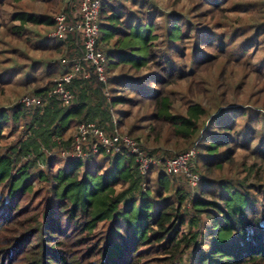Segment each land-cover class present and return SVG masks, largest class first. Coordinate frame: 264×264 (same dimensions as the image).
Here are the masks:
<instances>
[{"label": "trees", "instance_id": "trees-1", "mask_svg": "<svg viewBox=\"0 0 264 264\" xmlns=\"http://www.w3.org/2000/svg\"><path fill=\"white\" fill-rule=\"evenodd\" d=\"M42 1L47 11L40 10ZM189 1L186 13H178L159 9L153 0H100L97 45L105 54L107 81H99L92 66L82 62L89 76L72 78L68 88L73 98L67 104L52 93L53 77L42 86L29 87L37 61L0 71V89L10 84L8 71L15 68L17 74L24 72L18 84L25 89L15 103L0 105V143L5 128L14 131L24 119L20 138L4 152L0 146V264H178L191 245L198 251L186 264H264V187L241 181L234 186L231 181L210 177L214 170L235 161L238 148L248 145L241 138L242 131L235 130L236 118L245 112L236 114L235 109L240 108L221 106L232 101L227 93L231 91L234 97L249 78L243 70L238 79L233 77V64H237L233 56L264 39V11L258 10L257 21L246 27L216 32L210 20L225 17L231 8L228 0ZM4 4L14 9L10 36L16 41L25 39L27 47L63 53L57 71L59 75L69 71L81 56L78 36L68 33L51 38L46 32L37 39L27 25L51 30L54 14L62 10L70 16L78 2L62 6L59 0H0V6ZM259 4L264 7V2ZM257 5L242 6L258 9ZM161 16L162 21L156 22ZM161 28L165 31L162 50L154 42L161 37L157 32ZM190 38L194 41L186 56L184 42ZM188 64L191 68L187 69ZM215 65L216 84L195 82L197 71ZM145 67L148 71L143 74ZM262 67L264 58L249 70L250 75L264 79ZM182 80L188 82L190 97L184 113L179 114L173 112L176 96L170 87ZM208 84L216 91L224 86L214 115L202 100L212 90ZM197 95L202 96L196 100ZM23 96L37 97L39 102L26 105ZM133 106H138V112L145 109L140 116L145 122L142 128L147 130V138H154L153 147L141 143L147 154L171 157L196 149L194 164L202 175L199 193L189 198V209L182 206L188 194L178 187L173 192L176 201H168L165 192L171 189L172 180L167 173L157 172L160 166L141 174L131 154L103 149L85 158L46 154L69 149L72 135L67 133L82 122H94L106 134L117 131L138 140L132 135L136 132L133 125L128 132L121 130L124 120L132 116ZM230 114L229 120L226 116ZM172 145L179 151L172 154L167 150ZM263 147L251 151L252 167L258 160L264 164ZM84 150H90L89 143ZM61 161L64 163L54 170ZM35 176L49 181V195L41 208L23 204L29 194L36 199L41 195L33 190ZM153 183L157 189H152ZM190 212L191 218L186 220ZM101 222L106 226L98 229ZM188 222L194 230L184 232L182 227ZM191 253L187 251V256Z\"/></svg>", "mask_w": 264, "mask_h": 264}, {"label": "rangeland", "instance_id": "rangeland-1", "mask_svg": "<svg viewBox=\"0 0 264 264\" xmlns=\"http://www.w3.org/2000/svg\"><path fill=\"white\" fill-rule=\"evenodd\" d=\"M61 5L64 6L65 0H59ZM154 5L158 7L159 9L165 10L167 12L174 11V12H180V13H186V11L190 8L191 2L189 0H153ZM264 2V0H228L227 6H230L231 8L227 10L225 17H217L214 20L211 19V26L213 27L212 30L216 32H227L231 28L235 27H246L250 25V23L257 21V11L261 10L264 11V7H262L259 3ZM26 3V2H24ZM46 2L42 1L40 6L42 5L41 9L42 11H47L46 6L44 5ZM255 3L258 7H243L242 5L245 4H251ZM30 6V2H27ZM235 5H240L236 7L235 9L232 8V6ZM36 9H39V5H36ZM44 6V7H43ZM264 6V4H263ZM242 7L241 10L239 8ZM62 7L54 9L55 11L61 10ZM14 11L13 7L4 4L3 6H0V71L4 70L7 66H21L22 68V63H25L27 65L29 64H34L35 61H37L34 71V75L30 76V79L33 80L32 84L29 87L32 86H42L48 82L50 78H56L59 76V73L57 71L58 69V62H62L61 58L63 57V53H59L55 50H52L51 48L49 49H35L34 46H25V39L23 41H16L13 39L12 36L8 33L10 26H12L10 19V16L12 12ZM162 16L158 17L156 19V22H161L162 21ZM17 24V22H15ZM27 29L32 31L33 37L40 39L43 38L45 33L48 36L49 33L52 31L48 30L47 27L40 26V27H32L27 25ZM158 34L161 35L159 39H156L154 42L155 44L158 45V48L160 50L163 49V39H164V29H160L157 31ZM262 36V35H261ZM194 39L190 38L185 40V53L188 56V53H190L191 47L193 45ZM179 46H182L183 43H178ZM166 49V48H165ZM169 51V48L166 49ZM177 58V57H175ZM264 58V39H259V42L250 50L245 51L244 53H239L233 56V60L236 61L237 64H233V70H232V75L235 79H238V77L242 74L243 72L249 74V78L246 80L244 83V86L241 90L236 92L234 97L233 93L229 91L227 93L229 100H232L230 103L222 105L221 108H227L230 106H233L235 108H240L241 110L235 109L236 114H239L240 112H245L244 115L238 116L236 118V129L235 130H240L242 131L241 138L242 140L247 141V147H240L236 150L234 154V162L231 164L225 163L221 169L219 170H214L213 173H211L210 177L212 180H221L223 183H226L228 181H231L234 183V186H237L238 183L237 181H241V183L247 184V183H254V184H262L264 187V164H261V162L258 160L257 165L252 167V164H254V156L251 155V151L256 148V147H263L264 145V79L263 78H258L257 75L249 73V70L254 69L257 67V64ZM57 62V63H56ZM63 62H66L64 60ZM16 63V64H15ZM48 64L51 66L48 67ZM241 65V67H240ZM217 65L213 67H209L206 70H200L197 71L194 75L193 78L195 82H203L207 86V83L211 84H216L215 83V78H216V73H217ZM185 68H191V66L188 64L185 66ZM246 68V69H245ZM17 68L9 70V76L12 78L11 82L9 85H6L4 89H0V105L1 106H9L13 103H15L18 99L19 96L24 93L22 90V87H19L18 80L22 78V74H17ZM24 70V69H20ZM27 70V69H26ZM148 70L147 68L142 69V73H146ZM262 71L264 74V67H262ZM51 73H53L51 75ZM119 73L118 68L116 69V73ZM128 76L132 74V72L126 73ZM208 84V86H212V90H209L206 92L202 98L203 102L206 104H209L211 106L210 110L212 112V115H214L218 108L217 103L220 102V94L224 90V86L218 89L216 91L214 89V86ZM218 85V84H217ZM171 90L174 92L176 96V101L173 104V112L182 114L185 111V103L188 101V97H190V93L187 91L188 89V82L185 80L179 81L178 83H175L172 85ZM21 92L19 93L18 91ZM258 92L254 95V91ZM250 94V98L253 96L252 99L248 98ZM202 96V95H201ZM200 95L196 96V100L201 97ZM235 100V101H233ZM117 108H128L123 105H117ZM138 106H133L131 108L132 111V116L128 119H125L124 124L121 126L122 131H127L128 129L133 125L136 129V132L132 135L137 136L138 140L141 143L146 144L148 147H153L155 146L153 143L154 138L151 136L150 138H147L146 132L147 130H143L142 126L145 124V122L141 119V114L142 112L145 111V109L140 110L139 112ZM219 111V110H218ZM217 111V112H218ZM214 112V113H213ZM236 116V115H235ZM136 117L138 119H136ZM227 119H231L232 116L230 114L226 116ZM23 123L24 119H21L19 123L16 124V130L12 131L11 127H6L4 130V135L5 137L2 139L0 146H1V151L4 152L6 150V147L10 144H13L16 140H18L21 136V132L23 130ZM141 127V128H139ZM74 128H71L67 135H72L74 132ZM145 131V132H144ZM179 142L181 144H184V139H179ZM169 150L172 154L174 152H178L179 150L175 149L174 146H168ZM264 148V147H263ZM184 149V147H183ZM64 149H56L54 151H47L46 154L62 157L59 152H61ZM68 150V149H67ZM164 150V149H163ZM196 150V149H195ZM223 150V149H221ZM59 154V155H58ZM161 155L160 153H158ZM64 163L61 161V164L57 162V164L54 165V170H57L60 168V166ZM197 165L194 164V159L192 162V169L197 170ZM41 167H44V164L41 165ZM260 167V168H258ZM163 172L162 166L158 168L157 172ZM199 176L201 177L202 172H197ZM156 172L152 174V179H156ZM166 174V173H165ZM169 176L172 180L170 186L171 189L165 192V196H168V201L170 202H175L176 201V196H174L173 192L175 191L174 188L178 187L180 190L186 192L188 196L183 200L182 206L185 208H190V197H192L195 194L199 193V185L198 183L195 186H192L188 179L183 176V175H176L175 177ZM155 177V178H154ZM33 180H35L34 183V193L39 192L40 197L35 198V196H31L32 194H29L27 201L24 202L23 204H29V207H35L38 206L41 208L42 203L47 200V197L49 195V181H40V179L33 177ZM214 192H216L215 185L210 186ZM156 183L152 184V189H157ZM117 190H121V187L118 186ZM259 196L261 197V193ZM31 196V197H30ZM205 197H209L206 195ZM264 198V197H263ZM30 200V201H29ZM48 203V202H47ZM261 203H258V207H260ZM43 209V207H42ZM192 213H186V220L191 218ZM202 220H204V217L202 216ZM204 222V221H203ZM203 223L200 222V226ZM106 224L105 223H99V228H105ZM184 232H188L190 230H194L193 227L190 226V223L184 224L182 227ZM199 246L205 247L204 243L199 242ZM191 250L192 253L187 256V251ZM198 251V248H195L193 250L192 245L189 247L186 252H184L181 257V261L178 262V264H186L188 261H193V256L196 254Z\"/></svg>", "mask_w": 264, "mask_h": 264}, {"label": "built area", "instance_id": "built-area-1", "mask_svg": "<svg viewBox=\"0 0 264 264\" xmlns=\"http://www.w3.org/2000/svg\"><path fill=\"white\" fill-rule=\"evenodd\" d=\"M76 1L78 2L77 8L70 16L62 10L54 14V28L48 35L51 38H63L68 33H75L81 44V56L74 61L71 69L54 79L52 93L57 94L65 104L73 98V94L68 88L72 78L78 74H82L85 78L89 76V71L83 67L82 62L92 66L99 81L103 83L107 81L105 54L97 45L100 0ZM72 2L73 0H65L67 5ZM21 101L30 105L39 102V98L23 96ZM74 129L71 146L68 150L64 149L60 152L62 157L85 158L89 154L98 153L100 149H103L112 153L131 154L141 174H146L151 167L162 166V170L167 174L185 176L192 186H195L200 179L199 174L192 169V162L196 155L195 148H190L171 157L149 155L144 151L139 140L117 131L106 134L94 122L79 123ZM86 143H89V151L84 150Z\"/></svg>", "mask_w": 264, "mask_h": 264}]
</instances>
